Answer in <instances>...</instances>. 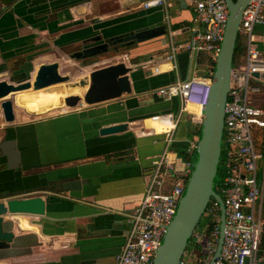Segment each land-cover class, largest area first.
<instances>
[{
    "label": "crops",
    "instance_id": "1",
    "mask_svg": "<svg viewBox=\"0 0 264 264\" xmlns=\"http://www.w3.org/2000/svg\"><path fill=\"white\" fill-rule=\"evenodd\" d=\"M145 1L0 0V72L12 80L26 75L24 64L32 65V74L39 63L51 60L78 68L75 60H81L84 67L85 58L74 56L84 47L156 22L166 29L130 45L110 42L109 51L98 56L101 65L122 61L132 67L129 96L29 120H15L16 115L11 122L1 119L0 143L14 139L18 165L10 168L0 150V200L39 194L46 211L43 216H4V229L14 238L0 248V264H116L131 227L126 214L142 198L154 158L165 152L180 173L187 162L194 163L200 110L187 106L169 144L152 129L149 117L176 112L179 106L178 98H163L157 88L189 75H209L215 61L207 53L190 61L185 51L176 54L175 63L165 60L166 40H189L196 25L193 9L181 0L144 8ZM260 30L262 36L255 38L262 45L263 26ZM118 45L128 51L122 55ZM242 56L243 49L238 59ZM54 97H46L50 105L56 103ZM120 122L126 123L125 130L99 133L102 126ZM73 179L82 180L80 188L66 191L63 182ZM258 255L264 260V238Z\"/></svg>",
    "mask_w": 264,
    "mask_h": 264
},
{
    "label": "built area",
    "instance_id": "2",
    "mask_svg": "<svg viewBox=\"0 0 264 264\" xmlns=\"http://www.w3.org/2000/svg\"><path fill=\"white\" fill-rule=\"evenodd\" d=\"M171 1L147 0L143 7H165ZM181 1L192 7L196 25L191 28L188 41L166 40L165 60L175 63L176 54L185 51L190 61L200 53L209 54L215 61L229 13L225 0ZM261 26L264 27V0H250L238 27V37L244 39L243 56L232 62L224 104L219 159L223 175L217 182L224 230L220 254L212 264H264L263 257L258 255L264 238V49L254 34ZM211 85L212 72L175 79L157 88L156 93L163 98H178L179 106L176 112L151 115L152 129L163 134L169 144L181 116L189 110L187 106L200 110L207 102ZM153 163L155 170L142 198L126 214L131 227L116 264H153L193 167L192 162H187L184 172H176L165 152L155 157ZM167 183L171 184L168 189ZM205 214L211 217V229L209 232L207 228L194 230L190 239L192 249L184 251L179 264H187L184 257L189 256L192 264H208L214 254L220 223V208L214 199ZM193 249H197L198 254Z\"/></svg>",
    "mask_w": 264,
    "mask_h": 264
},
{
    "label": "water",
    "instance_id": "3",
    "mask_svg": "<svg viewBox=\"0 0 264 264\" xmlns=\"http://www.w3.org/2000/svg\"><path fill=\"white\" fill-rule=\"evenodd\" d=\"M228 7L220 51L216 57L212 73V85L207 102L200 109L201 134L196 143V160L186 182L185 191L179 200L175 214L166 226L162 242L156 251L153 264H179L187 244L198 227L200 219L214 199L220 208V223L217 247L209 260L212 264L219 256L223 241L224 214L220 195L214 190L215 176L221 154V132L224 118V104L229 89L230 70L238 38V27L242 12L250 0H225ZM166 33L163 22H156L132 32L110 37L103 42L84 47L74 53L79 58L95 57L109 51L110 42L124 41L127 44L140 42ZM99 40V37L97 38ZM132 67L119 61L92 68L88 73L72 77L62 72L59 60L41 62L37 65L32 78L17 82L0 80V113L5 122L15 118L13 101L10 93L23 89L38 90L41 88L59 91L63 88V108L92 106L110 100L129 96L132 93V82L129 73ZM126 129V123L120 122L102 126L101 135L113 134ZM1 152L7 156L8 165H18V151L14 139L0 143ZM81 179L66 180L63 187L66 191L78 189ZM46 211L45 198L39 194L10 197L0 200V248H6L14 238L11 230L4 229V216L15 214H32L43 216Z\"/></svg>",
    "mask_w": 264,
    "mask_h": 264
},
{
    "label": "rangeland",
    "instance_id": "4",
    "mask_svg": "<svg viewBox=\"0 0 264 264\" xmlns=\"http://www.w3.org/2000/svg\"><path fill=\"white\" fill-rule=\"evenodd\" d=\"M263 30H264V27H263ZM261 31H257V28L255 29L254 31V34H258V35H261ZM261 48L264 49V36L261 37ZM239 43H241V46H243L244 44V39L243 38H237L236 42H235V47L237 48ZM119 47L117 48L118 51H120L122 53V55H124L127 51H128V47L126 46H120L118 45ZM99 56V55H98ZM98 56H96L95 58H98ZM92 57L90 58H85L84 59V62L86 64L84 67L81 66V64L83 63V61L81 60H75V62L79 65V68L72 65L70 62H66L65 60H62L61 62V65H60V69L62 70V72H65V70H68V73L70 72L71 73V76L72 77H75V75L77 73H88L92 68L96 67V66H99L102 63V61L100 62V60H103L102 57L101 58H98V59H95V62L92 60ZM30 64V62H28ZM60 63V62H59ZM101 63V64H100ZM138 63V62H137ZM62 66V68H61ZM26 68V69H24ZM78 69V71H77ZM22 70H24L26 72V76L24 78L25 79H28V78H32L33 77V74H32V65H29V68L27 66V64H24L23 65V68ZM6 80L8 82H17V79H21V78H13L14 80H12L10 78V75H7V72H0V80ZM45 90L46 88H41V89H38V90H32L30 88L26 89V90H22V91H19V92H14V93H11L9 94L11 96V99L13 101V107H14V113L16 115V119L15 120H29L31 118H34L35 116H46L48 114H51V113H54V112H57L58 110H61L63 108V105L61 104V94L60 93H55L56 91H54L52 89V85L50 86V89H47V92L48 93H51L52 94H48V93H45ZM63 92V88L61 89ZM60 91V90H59ZM58 92V91H57ZM66 93L64 92V95ZM52 95H55L54 99L56 100V103L53 104V105H50L51 104V99H47L46 97H49V96H52ZM42 96L44 98H42ZM195 101V99L193 100ZM49 104V105H48ZM61 104V105H60ZM192 107H194L193 105H191ZM40 108V109H39ZM1 119L3 120L2 116H1V113H0V122H1ZM194 162L196 160V158L193 159ZM218 168H219V164H218ZM219 180V177L218 175L216 174L215 176V181L217 182ZM215 184V183H214ZM215 187V186H214ZM206 216H209V214H204L202 216V218L200 219V222L199 224L203 223V229L207 228V226L209 225L208 223H206V219L205 217ZM210 220H211V217H210ZM189 249H192V246L190 243L187 244V250ZM194 253L195 254H198V250L197 249H193ZM187 264H192L193 263V260L191 258V256L189 257H184Z\"/></svg>",
    "mask_w": 264,
    "mask_h": 264
},
{
    "label": "trees",
    "instance_id": "5",
    "mask_svg": "<svg viewBox=\"0 0 264 264\" xmlns=\"http://www.w3.org/2000/svg\"><path fill=\"white\" fill-rule=\"evenodd\" d=\"M242 49H243V46H241V43H239V45H238L237 48L235 47V51H234V55H233V62H234V63H235V61L239 58V56L242 54ZM214 65H215V62H212V68H213V69H214ZM25 76H26V75L22 76V77H21V80H24ZM198 133H199V136H200V134H201L200 126H199V128H198ZM217 175H218L219 179H220L221 176L223 175V173L221 172L220 168H218ZM218 181H219V180H218ZM218 181H217V182H218ZM217 182L215 181V184H214V186H215V187H214V190H215L217 193H219V190H218V187H217ZM204 217H205V216H204ZM205 219H206V223L209 224L208 227H207V231L209 232V230H210L211 227H212V222L210 221V217H209V216H206ZM203 225H204L203 223L199 224V225H198V228H202ZM191 241H192V240H190V242H189L190 244H191ZM191 246H192V244H191Z\"/></svg>",
    "mask_w": 264,
    "mask_h": 264
},
{
    "label": "flooded vegetation",
    "instance_id": "6",
    "mask_svg": "<svg viewBox=\"0 0 264 264\" xmlns=\"http://www.w3.org/2000/svg\"><path fill=\"white\" fill-rule=\"evenodd\" d=\"M122 42H124V41H122ZM124 43H126V42H124ZM53 88V87H52ZM45 93H48L47 92V89L45 90ZM55 93H60L61 95H63L64 94V92L62 91V90H60V91H56ZM49 94H52V92L51 93H49Z\"/></svg>",
    "mask_w": 264,
    "mask_h": 264
},
{
    "label": "bare ground",
    "instance_id": "7",
    "mask_svg": "<svg viewBox=\"0 0 264 264\" xmlns=\"http://www.w3.org/2000/svg\"><path fill=\"white\" fill-rule=\"evenodd\" d=\"M23 90H26V89H23ZM22 91V90H21ZM19 92V91H18ZM14 93V92H13ZM11 94V93H10ZM63 96H64V94L63 95H61V103H62V105H63Z\"/></svg>",
    "mask_w": 264,
    "mask_h": 264
}]
</instances>
